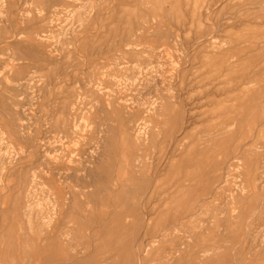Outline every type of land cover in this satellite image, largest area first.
<instances>
[{
    "label": "rangeland",
    "instance_id": "1",
    "mask_svg": "<svg viewBox=\"0 0 264 264\" xmlns=\"http://www.w3.org/2000/svg\"><path fill=\"white\" fill-rule=\"evenodd\" d=\"M263 97L264 0H0V264H264Z\"/></svg>",
    "mask_w": 264,
    "mask_h": 264
},
{
    "label": "bare ground",
    "instance_id": "2",
    "mask_svg": "<svg viewBox=\"0 0 264 264\" xmlns=\"http://www.w3.org/2000/svg\"><path fill=\"white\" fill-rule=\"evenodd\" d=\"M253 3H254V2H253ZM253 3H252V4H253ZM171 5H173V4H171ZM209 9H210V8H209ZM207 15H208V14H207ZM252 19H254V18H252ZM262 22H263V21H262ZM70 23H71V22H70ZM254 23H255V22H254ZM256 23H257V22H256ZM256 25H257V24H256ZM155 26H156V25H155ZM260 26H262V25H260ZM220 31H221V30H220ZM35 34H36V33H35ZM37 35H38V34H37ZM39 38H41V37L39 36ZM36 39H37V38H36ZM207 39H209V38H207ZM195 44H196V43H195ZM31 46H32V45H31ZM36 46H37V45H36ZM41 48H42V47H41ZM50 48H51V47H50ZM256 50H257V49H256ZM28 51H29V50H28ZM45 51H47V50H45ZM50 53H52V52H50ZM53 53H54V52H53ZM146 67H147V66H146ZM145 70H146V68H145ZM147 71H148V70H147ZM147 73H148V72H147ZM146 75H147V74H146ZM141 80H142V79H141ZM40 83H41V82H40ZM130 84H131V83H130ZM136 87H137V86H136ZM100 88H101V87H100ZM143 88H144V87H143ZM99 90H100V89H99ZM135 90H136V89H135ZM101 91H102V90H101ZM99 92H100V91H99ZM124 92H125V91H124ZM127 93H128V92H127ZM100 94H101V93H100ZM180 94H181V93H180ZM181 95H182V94H181ZM215 96H216V95H215ZM123 97H124V96H123ZM218 97H220V96H218ZM126 98H128V97H126ZM263 98H264V97H263ZM119 100H120V99H119ZM123 100H124V99H123ZM117 102H118V101H117ZM126 102H127V101H126ZM170 102H171V101H170ZM173 103H174V102H173ZM30 104H31V103H30ZM114 104H115V103H114ZM155 104H156V103H155ZM182 104H183V103H182ZM158 105H159V104H158ZM179 105H180V104H179ZM184 105H185V104H184ZM249 105H251V104H249ZM142 106H143V105H142ZM144 106H145V105H144ZM155 106H156V105H155ZM160 106H161V105H160ZM151 107H152V106H151ZM184 107H185V106H184ZM136 108H137V107H136ZM149 108H150V107H149ZM154 108H155V107H154ZM159 108H160V107H159ZM144 110H145V109H144ZM146 110H147V109H146ZM186 110H187V109H185V113H186ZM92 112H93V111H92ZM130 112H131V111H130ZM132 112H134V111L132 110ZM144 112H145V111H144ZM168 112H169V111H168ZM190 112H191V111H190ZM68 113H69V112H68ZM171 113H172V112H171ZM183 113H184V111H183ZM187 113H188V112H187ZM187 115H188V114H187ZM150 116H151V115H150ZM178 116H179V115H178ZM73 117H74V116H73ZM118 117H119V116H118ZM242 117H243V116H242ZM166 118H167V117H166ZM195 118H196V117H195ZM144 119H145V118H144ZM183 119H184V115H183ZM183 119H182V121H183ZM192 119H194V118H192ZM196 120H197V119H196ZM72 121H73V120H72ZM143 121H144V120H143ZM168 121H169V120H168ZM189 121H190V119H189ZM241 121H242V120H241ZM241 121H240V122H241ZM191 122H192V121H191ZM148 123H149V122H148ZM237 123H238V122H237ZM237 123H236V124H237ZM196 124H197V123H196ZM244 124H245V123H244ZM72 126H73V124H72ZM144 126H145V125L142 124V125L138 128V130H137V134H136V138H137V139H140V140L142 139V140H143V137H144V135H145V131H146V129H145ZM146 127H147V126H146ZM185 127H186V126H185ZM236 127H237V126H236ZM187 128H188V127H187ZM147 129H149V128L147 127ZM238 129H239V127H238ZM26 130H27V129H26ZM127 130H129V129H127ZM185 130H186V129H185ZM185 130H184V132H185ZM14 131H15V130H14ZM125 131H126V130H125ZM232 131H233V130H232ZM236 131H237V130H236ZM126 132H127V131H126ZM230 133H231V132H230ZM0 134L3 135V132H2L1 130H0ZM125 134H126V133H125ZM182 134H183V133H182ZM182 134H181V135H182ZM242 134H243V133H242ZM83 135H84V134H83ZM81 136H82V134H81ZM134 136H135V135H134ZM150 136H151V135H150ZM225 136H226V135H225ZM227 136H228V135H227ZM33 139H35V138H33ZM254 139H255V136H254ZM147 140H148V139H147ZM144 141H145V140H144ZM255 141H256V140H255ZM218 143H219V142H218ZM223 143H224V142H223ZM35 144H36V143H35ZM37 144H38V143H37ZM143 145H144V144H143ZM143 145H141L140 147H142ZM214 145H215V143H214ZM34 146H35V145H34ZM243 146H244V145H243ZM40 147H41V146H40ZM219 147H220V146H219ZM115 148H116V147H115ZM171 148H172V147H171ZM231 148H232V147H231ZM231 148H230V149H231ZM241 148H242V147H241ZM245 148H246V147H245ZM96 149H97V148H96ZM137 149H138V148H137ZM256 149H257V148H256ZM239 150H240V149H239ZM253 150H254V149H253ZM253 150H252V151H253ZM32 151H33V149H32ZM116 151H117V150H116ZM139 151H140V150H139ZM141 151H144V150H141ZM237 151H238V150H237ZM45 152H46V151H45ZM168 152H169V151H168ZM250 152H251V151H250ZM40 153H41V152H40ZM237 153H238V152H237ZM237 153H236V154H237ZM21 154H22V153H21ZM131 154H132V153H131ZM245 154H246V153H245ZM252 154H253V152H252ZM252 154H251V155H252ZM237 155H238V154H237ZM235 156H236V155H235ZM242 156H243V155H242ZM69 158H70V157H69ZM78 158H79V157H78ZM152 158H153V157H152ZM222 158H223V157H222ZM236 158H237V157H236ZM239 158H240V157H239ZM239 158H238V159H239ZM17 159H18V158H17ZM35 159H36V158H35ZM234 159H235V158H234ZM1 160H2V159H1ZM164 160H166V159H164ZM242 160H243V159H242ZM7 161H8V160H7ZM62 161H63V160H62ZM14 162H15V161H14ZM66 162H67V161H66ZM78 163H79V162H78ZM78 163H76V164H78ZM135 163H136V162H135ZM217 163H218V162H217ZM220 163H221V162H220ZM81 164H82V163H81ZM162 164H163V163H162ZM54 165H56V164H54ZM82 165H83V164H82ZM217 165L220 166L219 164H217ZM234 165L237 166V165H239V164L237 163V164H234ZM77 166H78V165H77ZM77 166H76V167H77ZM155 166H156V165H155ZM236 166H234V167H236ZM16 167H18V166H16ZM59 167H60V166H59ZM220 167H221V166H220ZM223 167H224V166H223ZM230 167H233V165H229V166L227 167V169H230ZM238 167H240V166H238ZM55 168H56V167H55ZM136 168H137V167H136ZM204 168H205V167H204ZM204 168H203V169H204ZM11 169H12V168H11ZM236 169H237V168H236ZM18 170H19V169H18ZM54 170H55V169H54ZM75 170H76V169H75ZM182 170H183V166H182ZM194 170H195V169H194ZM223 170H224V169H223ZM9 172H11V171H9ZM152 172H153V171H152ZM183 172H184V171H183ZM216 172H217V171H216ZM148 173H149V172H148ZM190 173H191V172H190ZM208 173H209V172H208ZM223 173H224V171H223ZM12 174H13V173H12ZM146 174H147V173H146ZM194 174H195V173H194ZM209 174H210V173H209ZM211 174H212V173H211ZM10 175H11V173H10ZM191 175H192V174H191ZM191 175H190V176H191ZM219 175H220V174H219ZM8 176H9V175H8ZM13 176H14V175H13ZM149 176H150V174H149ZM154 176H155V175H154ZM154 176H153V177H154ZM214 176H215V175H214ZM155 177H156V176H155ZM197 177H198V176H197ZM202 177H204V176H202ZM223 177H224V176H223ZM4 178H5V177H4ZM151 178H152V177H151ZM212 178H213V177H212ZM219 178H220V177H219ZM21 179L23 180V178H21ZM69 179H70V178H69ZM208 179H209V178H208ZM155 180H156V179H155ZM216 180H218V179H216ZM152 181H154V179H153ZM122 182H123V181H122ZM217 182H218V181H217ZM186 183H187V182H186ZM2 184H3V183H2ZM108 184H109V183H108ZM108 184H107V185H108ZM113 184H114V183H113ZM115 184H116V183H115ZM152 184H153V183H152ZM30 185H31V184H30ZM62 185H63V184H62ZM107 185H106V186H107ZM5 186H6V185H5ZM173 186H174V185H173ZM181 186H182V185H181ZM186 186H188V185H186ZM194 186H195V185H194ZM219 186H220V185H219ZM66 187H67V186H66ZM148 187H150V186H148ZM179 187H180V186H179ZM183 187H184V186H183ZM184 188H186V187H184ZM205 188H206V187H205ZM6 189H7V188H6ZM28 189H29V188H28ZM104 189H105V188H104ZM121 189H122V188H121ZM121 189H120V190H121ZM117 190H119V189L117 188ZM125 190H126V189H125ZM128 190H129V189H128ZM145 190H146V189H145ZM154 190H155V189H154ZM53 191H54V190H53ZM66 191H67V190H66ZM137 191H138V190H137ZM140 191H142V190L140 189ZM113 192H114V191H113ZM116 192H117V191H116ZM116 192H115V193H116ZM126 192H127V191H125V193H126ZM128 192H129V191H128ZM135 192H136V191H135ZM150 192H151V191H150ZM67 193H68V192H67ZM136 193H137V192H136ZM141 193H143V191L140 192V194H141ZM155 194H156V193H155ZM142 195H143V194H142ZM147 195H148V193H147ZM147 195H146V196H147ZM197 195H198V194H197ZM57 196H58V195H57ZM126 196H127V195H126ZM144 196H145V195H144ZM144 196H143V197H144ZM148 196H149V195H148ZM161 196H162V195H161ZM55 197H56V196H55ZM111 197H112V196H111ZM70 198H71V197H70ZM141 198H142V197H141ZM196 198H197V197H196ZM65 199H66V198H65ZM142 199H143V198H142ZM153 199H154V198H153ZM60 200H61V199H60ZM60 200H59V201H60ZM66 200H67V199H66ZM165 200H166V199H165ZM68 201H69V200H68ZM110 201H111V200H110ZM141 201H142V200H141ZM147 201H148V200H147ZM200 201H201V200H200ZM263 201H264V200H263ZM57 203H58V202H57ZM71 203H72V202H71ZM109 203H111V202H109ZM140 203H141V202H140ZM143 203H144V202H143ZM152 203H153V202H152ZM163 203H164V202H163ZM141 204H142V203H141ZM141 204H140V205H141ZM188 204H189V203H188ZM198 204L200 205V203H198ZM198 204H197V205H198ZM68 205H69V204H68ZM132 205H136V204H132ZM140 205H139V206H140ZM148 206H149V205H148ZM148 206H147V207H148ZM161 206H162V205H161ZM161 206H159V207H161ZM131 207H133V206H131ZM112 208H113V206H112ZM140 208H141V207H140ZM185 208H186V207H185ZM23 209H24V208H23ZM258 210H259V209H258ZM146 212H147V211H146ZM154 212H155V211H154ZM111 213H113V212H111ZM86 214H87V213H85V215H86ZM192 214H193V213H192ZM88 215H89V214H88ZM154 215H155V214H154ZM190 215H191V214H190ZM27 216H28V215H27ZM110 216H111V214H110ZM150 216H152V215H150ZM191 216H192V215H191ZM191 216L188 217V218H191ZM142 217H144V216H142ZM142 217H141V218H142ZM145 218H146V217H145ZM185 218H186V217H185ZM185 218H183V219H185ZM134 219H135V218H134ZM91 221H92V220H91ZM101 221H104V220H101ZM141 221H142V220H141ZM93 222H96V221L94 220ZM139 222H140V221H139ZM99 223H100V222H99ZM94 224H95V223H94ZM100 224H101V223H100ZM145 224H146V223H145ZM168 224H169V223H168ZM14 225H15V224H14ZM34 225H35V224H34ZM97 225H98V224H97ZM77 226H78V225H77ZM95 226H96V225H95ZM95 226H94V227H95ZM107 227H108V226H107ZM169 227H171V225H170ZM83 228H84V226H83ZM166 228H167V227H166ZM101 229H102V228H101ZM137 229H139V228H137ZM140 229H141V228H140ZM83 230H84V229H83ZM164 230H166V229L164 228ZM102 231H103V230H102ZM137 231H139V230H137ZM14 232H15V231H14ZM163 232H164V231H163ZM163 232L161 231L160 234L163 233ZM90 233H91V231H90ZM90 233H89V234H90ZM102 233H103V232H102ZM123 233H124V232H123ZM175 233H176V232H175ZM83 234H84V232H83ZM137 234H139V232H138V233L136 232L135 236H136ZM33 235H34V234H33ZM129 235H130V234H129ZM34 236H35V235H34ZM138 236H139V235H138ZM89 237H90V235H89ZM89 237H88V238H89ZM133 237H134V235H133ZM42 238H43V237H42ZM146 238H147V236H146ZM160 238H161V236H160ZM44 239H45V238H44ZM51 239H52V238H51ZM85 239H86V238H85ZM93 239H94V238H93ZM94 240H95V239H94ZM94 240H93V241H94ZM99 240H100V239H99ZM132 240H134V238H132ZM155 240H156V239H155ZM155 240H154V241H155ZM42 241H43V240H42ZM91 241H92V240H91ZM112 241H113V240H112ZM142 241H143V238H142ZM142 241H141V242H142ZM134 242H135V240H134ZM136 242H137V241H136ZM110 243H111V242H110ZM91 244H93V243H91ZM108 244H109V243H108ZM134 244H135V243H134ZM136 244H137V243H136ZM98 245H99V244H98ZM116 245H117V244H116ZM163 245H164V244H163ZM90 246H91V245H90ZM101 246H102V245H101ZM104 246H105V245H104ZM136 246H137V245H136ZM117 247H119V246H117ZM147 247H148V246H147ZM78 248H79V247H78ZM132 248H133V246H132ZM135 248H136V247H135ZM96 249H97V248H96ZM98 249H99V247H98ZM55 250H56V249H55ZM91 251H92V250H91ZM137 251H138V250H137ZM144 251H145V250H144ZM158 251H159V250H158ZM158 251H157V252H158ZM87 252H88V251H87ZM92 252H93V251H92ZM92 252H91V253H92ZM94 252H95V250H94ZM94 252H93V253H94ZM107 252H108V251H107ZM107 252H106V253H107ZM135 252H136V251H135ZM138 252H139V251H138ZM142 252H143V251H142ZM38 253H39V252H38ZM93 253H92V254H93ZM233 253H234V252H233ZM80 254H81V253H80ZM139 254H140V252H139ZM155 254H156V253H155ZM37 255H38V254H37ZM88 255L91 256V257H93V256L90 255V254H88ZM137 255H138V254H137ZM232 255H233V254H232ZM138 256H140V255H138ZM78 257H79V256H78ZM164 257H165V256H164ZM83 258H85V257H83ZM86 259H87V258H86ZM136 259H137V258H136ZM80 260H81V259H80ZM172 260H173V259H172ZM173 261H174V260H173ZM76 262H77V261H76ZM80 262H81V261H80ZM78 263H79V261H78ZM58 264H59V263H58ZM61 264H62V263H61ZM66 264H67V263H66ZM68 264H69V263H68ZM99 264H100V262H99ZM166 264H167V263H166Z\"/></svg>",
    "mask_w": 264,
    "mask_h": 264
}]
</instances>
